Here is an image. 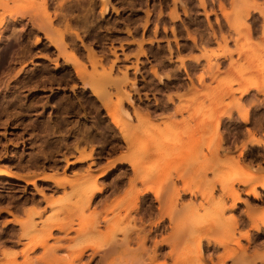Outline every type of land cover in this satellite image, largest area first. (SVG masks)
<instances>
[{"label":"rangeland","instance_id":"1","mask_svg":"<svg viewBox=\"0 0 264 264\" xmlns=\"http://www.w3.org/2000/svg\"><path fill=\"white\" fill-rule=\"evenodd\" d=\"M49 1L45 36L42 0H0V170L20 178H0V264H264V191L234 181L264 174V55L246 63L264 39L233 29L250 4ZM222 37L231 58L211 55ZM72 52L86 80L109 73L93 86L106 97L75 78Z\"/></svg>","mask_w":264,"mask_h":264},{"label":"bare ground","instance_id":"2","mask_svg":"<svg viewBox=\"0 0 264 264\" xmlns=\"http://www.w3.org/2000/svg\"><path fill=\"white\" fill-rule=\"evenodd\" d=\"M49 1V0H48ZM223 1V0H222ZM253 1V0H252ZM49 2H51V0L49 1ZM48 2V3H49ZM233 2H235V1H233ZM35 3V2H34ZM205 3H207L205 0H199V5H200V7L201 8H203L204 9V7H205ZM242 3L244 4L245 2L244 1H241V5H242ZM246 3L248 4H250V6H249V8H253V10H255L254 9V7L252 6L253 5V3L252 2H250V1H248V0H246ZM50 4H52V2L50 3ZM79 4H80V2H79ZM49 5V4H48ZM69 5V4H68ZM76 5V4H75ZM82 5V4H81ZM85 5V4H84ZM245 5V4H244ZM36 6V5H35ZM41 6L43 7V9L42 10H44V21H41V17L40 18H38V17H36L37 18V20L39 19V24L38 25H35V26H37L38 27V29H40V30H42L43 32H44V34H45V36H47L48 34H49V32L50 33H52L51 32V24H52V20L50 19V16L45 12V10H46V8H48V7H46L47 6V0H42V2H41ZM84 7V6H83ZM219 7L220 8H222L221 10H223V5H222V3L220 2L219 3ZM58 8V7H57ZM78 8V7H77ZM248 8V7H247ZM248 8V9H249ZM36 9V8H35ZM244 9L245 8H243V9H241L240 8V14L239 15H244L243 17L245 18V20H252V22H246V25L244 26L243 25V27H242V23L241 22H245L244 20L243 21H241V19H239V16H238V13L239 12H237V19L239 20V22H240V24H241V26H240V24H237V25H233V29L237 32V33H242V32H244V33H246L247 34V36L248 37H250L254 32H255V30H257L258 31V29H257V27H260V30H261V33H262V35H263V39H264V13L263 12H260V11H252L251 9L250 10H247V11H244ZM257 9H259V8H257ZM66 10V9H65ZM72 10V9H71ZM103 10L104 11H107V8H106V5L103 3ZM60 11H61V9H60ZM77 11V10H76ZM173 11H175V10H173ZM239 11V10H238ZM242 11V12H241ZM40 12V11H39ZM82 12V11H81ZM89 12V11H88ZM224 12V11H223ZM245 12V13H244ZM42 14H43V11L41 12ZM54 13V12H53ZM172 13V12H171ZM175 13V12H174ZM241 13H244V14H241ZM29 14V13H28ZM42 14H39L40 16H42ZM55 14V13H54ZM62 14V13H61ZM76 14V13H75ZM173 14V13H172ZM172 14H170V16L172 15ZM177 14V13H176ZM176 14H175V16H176ZM223 14H225V12L223 13ZM257 15L256 17L254 16V15ZM96 15H98V14H96ZM64 16H66V15H62V17L64 18ZM76 16H78V15H76ZM175 16H172V17H174L175 18ZM224 16H226V15H224ZM32 17H33V15H32ZM177 17V16H176ZM28 18H29V16H28ZM27 18V19H28ZM36 18H34V21H37L36 20ZM86 18V17H85ZM65 19V18H64ZM77 19V18H76ZM79 19V18H78ZM31 20H33V19H31ZM227 20V19H226ZM77 22H79L78 20H77ZM81 22H82V20H81ZM80 22V23H81ZM93 22V21H92ZM228 22V21H227ZM259 22H261V24L260 25H257ZM33 23V22H32ZM59 23V22H58ZM57 23V24H58ZM88 23V22H87ZM96 23V22H95ZM231 23H233V22H231ZM21 24V23H20ZM19 24V25H20ZM35 24V23H34ZM78 24V23H77ZM229 24V23H228ZM55 25V24H54ZM59 25V24H58ZM74 25V24H73ZM231 25V24H230ZM223 26V25H222ZM80 27V26H79ZM231 27V26H230ZM22 28V27H21ZM24 28V27H23ZM77 28V27H76ZM84 28V27H83ZM82 28V29H83ZM86 28V27H85ZM17 29H19V28H17ZM65 29L66 30H69L70 29V27H69V25L68 24H66L65 25ZM198 29V28H197ZM232 29V28H231ZM65 30V31H66ZM242 30V31H241ZM88 31V30H87ZM239 31V32H238ZM256 31V32H257ZM31 32V31H30ZM232 32V31H231ZM67 33V32H66ZM95 33V32H94ZM208 33V32H207ZM239 33V34H240ZM243 33V34H244ZM28 34H30V33H28ZM69 34V33H68ZM15 35V34H14ZM76 35L78 36V34L76 33ZM83 35V34H82ZM90 35V34H89ZM92 35V34H91ZM208 35H209V33H208ZM213 35V34H212ZM94 36V35H93ZM31 37V36H30ZM63 37H64V32H62V33H60V35H59V41L58 42H60V47H59V49H58V45L56 46H54L55 47V50H57L58 51V53H59V51L60 50H62L63 49V47H61L62 45L61 44H63ZM106 37V36H105ZM206 37V36H205ZM240 37H241V34H240ZM240 37H239V39H238V43H239V41H240ZM9 38V37H8ZM47 38H49V37H47ZM99 38V37H98ZM16 39V38H15ZM109 39V38H108ZM237 39H235V40H237ZM18 40V39H17ZM73 40V39H72ZM193 40H195V38H193ZM208 40V39H207ZM222 42H223V45H221L222 43H220V45H217L218 47H219V52L218 53H214V52H212L211 53V55H214L215 57H217V58H226L225 56V54H227L226 52L228 51L229 52V50H227V40L226 39H224V37H222ZM98 41V40H97ZM89 42V41H88ZM205 42V41H204ZM209 42V41H208ZM10 43V42H9ZM71 43V42H70ZM3 44V43H2ZM72 44V43H71ZM102 44V43H101ZM100 44V45H101ZM205 44V43H204ZM217 44H219V43H217ZM70 45V44H69ZM75 45V44H74ZM103 45V44H102ZM12 46V45H11ZM64 46V45H63ZM239 46V45H238ZM242 46V45H241ZM22 47V46H21ZM75 48V47H74ZM190 49V48H189ZM10 50V49H9ZM8 50V51H9ZM23 50V49H22ZM26 50H27V48H26ZM88 50V52H89V55L90 56H93V58H94V56H95V54L93 53V52H95V51H93L92 52V48H88L87 49ZM188 50V49H187ZM224 50H227L226 52H224ZM257 49H255V50H253L252 52H251V50L249 51V50H247V54H248V59L246 60L247 62V66H248V63H251V61L252 60H254V59H256V58H258L259 56H261V55H264V50H262V49H259V50H257ZM24 51V50H23ZM28 51V50H27ZM99 51V50H98ZM101 51H103V50H101ZM241 50H235V53H236V55H237V53H239ZM4 52V51H3ZM190 52V51H189ZM249 52H251V53H249ZM20 53H21V51H20ZM19 53V54H20ZM204 53H206V54H208L206 51H204ZM203 53V54H204ZM233 53H234V51H233ZM232 53V51L229 53V54H227V56H229V58H231V55L233 54ZM245 52H243V53H241L240 52V55L238 54V56H241V54H244ZM22 54H23V52H22ZM60 54V53H59ZM16 55V54H15ZM209 55V54H208ZM208 55H207V57H208ZM211 55H209V56H211ZM17 56V55H16ZM205 56V55H204ZM243 56H245V55H243ZM247 56V55H246ZM245 56V57H246ZM32 57V56H31ZM1 58V57H0ZM21 58H23V57H21ZM247 58V57H246ZM198 59V58H197ZM241 59V58H240ZM27 60V59H26ZM21 61H22V59H21ZM65 61H66V65H72V67H73V70H74V73H75V75H76V77L75 78H78V79H81L83 82H84V85H86V86H88V88L89 89H91L92 91H93V94L97 97V98H103V97H106V90H105V88H104V90L102 91V92H100V93H96L95 92V89H94V85H96V86H104V85H112V83H113V80H111V78H110V75H109V73H107V72H103L102 74H99V75H90L89 76V79L88 80H86L85 78V76H83L82 75V72L76 67V65L78 64V56L76 55V53L75 52H72V53H70V56L69 57H66V59H65ZM6 63V62H5ZM15 63V62H14ZM21 63V62H20ZM93 63V66L95 67V64H96V61H93L92 62ZM3 65V64H2ZM13 66V65H12ZM97 66V65H96ZM49 70V69H48ZM44 71V70H43ZM49 73V72H48ZM70 73V72H69ZM47 74V73H46ZM67 75V74H66ZM124 75V74H123ZM40 76H42V75H40ZM44 76V75H43ZM46 76H48V75H46ZM38 77H39V74H38ZM54 77H56V76H54ZM60 78V77H59ZM31 79V78H30ZM40 79V78H39ZM48 79V78H47ZM203 79V77H202V75H200L199 76V79L198 80H202ZM45 80V79H44ZM50 80V79H49ZM52 80H53V78H52ZM69 80V79H68ZM54 81H56V80H54ZM58 81V80H57ZM80 81V80H79ZM81 81V82H82ZM30 82V81H29ZM41 82H43V81H41ZM50 82V81H49ZM67 82V81H66ZM65 82V83H66ZM127 82V78L124 76L123 78H122V83H126ZM32 83V82H31ZM44 83V82H43ZM45 84V83H44ZM174 84V83H173ZM22 85V84H21ZM36 85H38V84H36ZM29 86V85H28ZM30 87V86H29ZM31 87H32V85H31ZM46 88H47V86H45ZM25 88V87H24ZM28 88V87H27ZM33 88V87H32ZM43 88V87H42ZM49 88V87H48ZM87 88V89H88ZM137 88V87H136ZM23 89V88H22ZM30 89V88H29ZM97 91V90H96ZM248 92V89H245L243 92H242V94L244 95V94H246ZM22 93V92H21ZM44 96V95H43ZM6 97V96H5ZM6 99V98H5ZM125 99L128 101V102H130L129 100H130V96L129 95H126L125 96ZM10 101V100H9ZM59 101V100H58ZM35 102V101H34ZM44 102V101H43ZM53 102V101H52ZM57 102V101H56ZM9 103V102H8ZM62 103H63V101H62ZM82 103V102H81ZM14 104V103H13ZM38 104V103H37ZM71 104V103H70ZM1 105V104H0ZM5 105V104H4ZM8 105V104H7ZM54 105H56V103H54ZM33 106V105H32ZM36 106H38V105H36ZM40 106V105H39ZM53 106V105H52ZM113 106V105H112ZM120 106V105H119ZM41 107V106H40ZM54 107V106H53ZM60 107V106H59ZM31 108V107H30ZM58 108V107H57ZM115 108V107H114ZM68 109V108H67ZM72 109V108H71ZM1 110V109H0ZM14 110V109H13ZM144 110V109H143ZM29 111V110H28ZM41 111H42V109H41ZM40 111V112H41ZM263 112V111H262ZM9 113V112H8ZM36 113H38L39 114V112H36ZM56 113V112H55ZM64 113V112H63ZM115 113V112H114ZM113 113V114H114ZM156 113V112H155ZM228 113V112H227ZM230 113V112H229ZM107 114L108 115H111L112 114V112H111V109H107ZM124 114H125V116L127 117V118H130L131 116L127 113V112H124ZM13 115V114H12ZM19 115V114H18ZM40 115V114H39ZM222 115H225V113L223 112V114ZM222 115H218L217 116V120H219L220 119V117L222 116ZM6 116H7V114H6ZM56 116V115H55ZM151 116V115H150ZM227 116H229V114L227 115ZM226 116V117H227ZM12 117V116H11ZM48 117H50V116H48ZM245 118V121L247 120V115H245L244 116ZM115 118V117H114ZM58 119V118H57ZM57 119H55V120H57ZM59 119H61V118H59ZM31 120V119H30ZM62 120V119H61ZM70 120V119H69ZM258 120V119H257ZM43 121V120H42ZM220 121V120H219ZM219 121H217V123H216V125H217V127H218V125H219ZM1 122V121H0ZM20 122V121H19ZM238 122V121H237ZM42 123V122H41ZM43 123H45V122H43ZM64 123H65V120H64ZM58 124V123H57ZM57 124H55V126L57 125ZM114 124L117 126L118 124L114 121ZM114 125V126H115ZM31 126V125H30ZM53 126V125H52ZM60 126V125H59ZM70 126V125H69ZM102 126V125H101ZM38 127V126H37ZM57 127V126H56ZM80 127V126H79ZM54 128V127H53ZM207 128V127H206ZM206 128H204L203 130H205ZM38 129V128H37ZM44 129V128H43ZM49 129V128H48ZM51 129V128H50ZM49 129V130H50ZM47 130V129H46ZM49 130H47V131H49ZM55 130V129H54ZM60 130V129H59ZM106 130V129H105ZM222 131V130H221ZM220 131V132H221ZM90 132V131H89ZM128 132V131H127ZM31 133V132H30ZM49 133H54V132H49ZM57 133V132H56ZM60 133H61V131H60ZM64 133V132H63ZM83 133V132H82ZM230 133V132H229ZM37 134V133H36ZM55 134V133H54ZM76 134H77V132H76ZM89 134V133H88ZM21 135V134H20ZM32 135V134H31ZM38 135V134H37ZM50 135V134H49ZM53 135V134H52ZM46 136H48V135H46ZM109 136V135H108ZM17 137V136H16ZM21 137V136H20ZM41 137V136H40ZM42 137H45V136H42ZM50 137V136H49ZM74 137H76V136H74ZM84 137V136H83ZM83 137L81 138V139H83ZM218 137L220 138L221 137V135L220 134H218ZM228 137V136H227ZM241 137V136H240ZM85 138V137H84ZM98 138V137H97ZM88 139V138H87ZM78 140V139H77ZM236 140V139H235ZM16 141V140H15ZM106 142V141H105ZM56 143V142H55ZM1 144V143H0ZM43 144H45L44 143V141H43ZM62 145V144H61ZM97 145V144H96ZM36 146V145H35ZM42 146V145H41ZM54 146V145H53ZM223 147V146H222ZM38 151V150H37ZM47 151V150H46ZM2 152V151H1ZM48 153H49V151H48ZM89 155V154H88ZM87 155V156H88ZM252 155V154H251ZM263 157V156H262ZM30 158V157H29ZM257 162V161H256ZM9 167V166H8ZM112 168V167H111ZM26 169V168H25ZM26 170H28V169H26ZM34 170V169H33ZM108 172V171H107ZM14 174V173H13ZM105 174H107V173H105ZM0 178H11V179H17V180H20V178H18V177H15L14 175H12V174H10L9 172H7V171H5V170H0ZM34 178V177H33ZM39 179V178H38ZM262 179V180H261ZM234 181H236L237 183H239L240 185H242L243 187H247V190H246V195H248V196H251V197H253V198H259V196H258V194H260L261 195V193H259L260 191H258L257 189H256V185H258L259 186V188H260V190H262V191H264V174H261V172L259 173V172H256V171H248V172H246L245 173V175L243 176V178H237V179H235ZM49 182V181H48ZM114 184V183H113ZM252 184V185H251ZM248 187H249V189H248ZM113 188V187H112ZM99 191H101V187L100 186H96V188L92 191V194H91V196H94L93 194L94 193H96V192H99ZM150 191H152V190H150ZM147 192H148V190H147ZM244 192V191H243ZM226 194V193H225ZM143 195V194H142ZM227 195L228 196H231L232 197V199H234V197H235V200H233L234 202L232 203L233 205H232V207L231 208H234L235 207V204H237V203H243L244 202V200L243 201H241L242 199H240L241 197H239V191H235L232 187H230V188H228V190H227ZM246 203V202H245ZM248 203V202H247ZM244 204V203H243ZM250 212L251 210H248L247 209V212ZM246 217H247V215H246ZM239 220V219H238ZM238 220L236 219V218H232V220H231V225H233V227H235V226H237L238 225ZM262 222H263V220H261ZM240 223H241V221H239ZM159 223V222H158ZM161 224V223H160ZM250 224H251V228H253L255 231H259L260 229H259V227H258V225H257V223H256V220L255 219H253V220H250ZM155 225V224H154ZM164 226V225H163ZM261 231V230H260ZM179 233V232H178ZM183 235V234H182ZM182 235H180V236H182ZM206 235V234H205ZM207 236V235H206ZM251 236V235H250ZM11 237V236H10ZM13 237V236H12ZM178 237V236H177ZM183 237V236H182ZM209 236H207V238H206V240H207V242L209 243V242H211L210 241V238H208ZM242 237L243 238H245L246 240H248V235H247V233H244V234H242ZM146 238V237H145ZM179 238V237H178ZM251 238V237H250ZM212 240V239H211ZM245 240V241H246ZM237 242V241H236ZM144 244V243H143ZM239 246V245H238ZM242 251H245L244 249H242ZM235 252H236V250H235ZM234 253V252H233ZM82 255H83V252L81 251V252H79L78 254H77V256H76V258H77V260H80V258L82 257ZM204 256H206V255H204ZM232 255H228L227 256V258H229V257H231ZM132 257V256H131ZM138 259H141V257H138ZM138 259H136V260H138ZM205 259H206V257H205ZM76 260V261H77ZM254 260V259H253ZM224 262V261H223ZM223 262H221V264H223ZM136 263V262H135ZM134 263V264H135ZM127 264V263H126ZM139 264V263H138Z\"/></svg>","mask_w":264,"mask_h":264}]
</instances>
